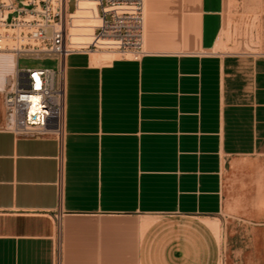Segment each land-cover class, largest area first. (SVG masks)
Returning <instances> with one entry per match:
<instances>
[{
	"label": "crops",
	"instance_id": "crops-1",
	"mask_svg": "<svg viewBox=\"0 0 264 264\" xmlns=\"http://www.w3.org/2000/svg\"><path fill=\"white\" fill-rule=\"evenodd\" d=\"M226 1L146 0L140 61L69 56L63 144L0 112V264H264V54L215 51Z\"/></svg>",
	"mask_w": 264,
	"mask_h": 264
},
{
	"label": "built area",
	"instance_id": "built-area-1",
	"mask_svg": "<svg viewBox=\"0 0 264 264\" xmlns=\"http://www.w3.org/2000/svg\"><path fill=\"white\" fill-rule=\"evenodd\" d=\"M17 1L20 6L14 0H0V64L8 57L18 62L9 88L1 93L8 129L21 138H54L63 144L66 59L107 52L140 61L148 54L146 0ZM83 2L93 6L84 10ZM75 25L90 28L91 36L73 42ZM23 58L55 60L57 67L21 69ZM56 218L60 220V214Z\"/></svg>",
	"mask_w": 264,
	"mask_h": 264
},
{
	"label": "rangeland",
	"instance_id": "rangeland-1",
	"mask_svg": "<svg viewBox=\"0 0 264 264\" xmlns=\"http://www.w3.org/2000/svg\"><path fill=\"white\" fill-rule=\"evenodd\" d=\"M14 1L20 6L17 0ZM70 7L71 10L74 9L73 4ZM51 34L52 31L49 30L48 35ZM221 38L215 49L216 52L264 54V0H227L226 24ZM19 66L21 69H54L57 67V62L23 58L19 61ZM1 111L5 113L2 94H0Z\"/></svg>",
	"mask_w": 264,
	"mask_h": 264
},
{
	"label": "bare ground",
	"instance_id": "bare-ground-1",
	"mask_svg": "<svg viewBox=\"0 0 264 264\" xmlns=\"http://www.w3.org/2000/svg\"><path fill=\"white\" fill-rule=\"evenodd\" d=\"M91 4L87 3V2H83L82 8L84 10L90 8ZM147 13V10H146ZM94 26V24L92 25H88L87 27H91ZM78 27H82V26H78L75 25L74 28H72L71 31V38L73 40V42H80L85 36V37H89L92 34V30L90 28H85V29H80ZM102 54H111V55H115L117 57H119V55L114 54V53H107V52H103V53H98V54H94L93 56V60L95 63L98 62V57L99 55ZM107 60V59H106ZM17 60L13 59L11 57L8 58H4L0 64V94L3 93L4 91H6L9 88L10 85V75L13 73L15 67L17 66Z\"/></svg>",
	"mask_w": 264,
	"mask_h": 264
}]
</instances>
